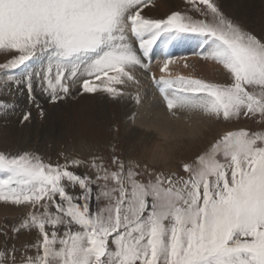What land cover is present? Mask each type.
I'll return each mask as SVG.
<instances>
[{
    "label": "snow or ice",
    "instance_id": "1",
    "mask_svg": "<svg viewBox=\"0 0 264 264\" xmlns=\"http://www.w3.org/2000/svg\"><path fill=\"white\" fill-rule=\"evenodd\" d=\"M152 4L0 0V93L26 92L37 107V91L52 104L105 93L140 105L150 78L174 119H258L262 130L219 134L183 165L186 176L113 156V171L92 158L93 178L70 170L87 164L78 158L61 164L0 151V202L23 211L10 229L0 227V264H264V35L226 12L222 0H186L185 10L164 18L146 14ZM188 41L196 42L190 55L223 69V81L169 71L180 61L194 68L188 55L167 51ZM157 49H165L158 60ZM154 60L162 65L158 78ZM9 231H34L35 254L26 248L18 259Z\"/></svg>",
    "mask_w": 264,
    "mask_h": 264
},
{
    "label": "rangeland",
    "instance_id": "2",
    "mask_svg": "<svg viewBox=\"0 0 264 264\" xmlns=\"http://www.w3.org/2000/svg\"><path fill=\"white\" fill-rule=\"evenodd\" d=\"M222 4L226 12L242 21L254 34L264 35V0H222ZM185 8L186 0H153L152 6L145 11L152 18H164L172 11H183ZM177 47L179 48L176 46L167 49V51L174 55L178 54V56L187 55L185 49ZM163 50L165 51V49ZM161 52L160 49L156 50L159 59ZM4 61L5 54L0 52V62ZM159 65L156 61L152 63V66L157 69L160 68ZM210 81H223V73L216 72V78L210 79ZM36 98L39 107L29 101L26 92L19 94L14 99L6 98L4 94L0 93V151L6 150L11 153L28 151L40 156L45 162L61 164L65 162L66 156L78 158L87 164L76 169L70 168V170L93 178L95 172L91 169L90 162L94 157L101 158L105 167L110 171L116 170V166L112 164L113 156L119 157L126 165L129 160H138L142 165L147 163L144 157L147 146L144 145L150 143L149 146H151V140L146 142V140L130 135L126 126L127 121L118 109L120 107L119 100H114L105 93H96L78 95L75 98H68L65 101L52 104L39 91L36 93ZM17 100L19 103L16 102ZM20 103H24L21 109L18 107ZM100 104L104 105L102 110L99 107ZM26 112H30L31 116L28 121L21 123ZM217 123L220 125L219 128L223 127L227 130H236L240 127L255 131L262 130L258 119H241L231 123L217 121ZM35 126H39L40 129L32 138L34 136L32 129ZM27 128L28 131H26ZM219 134L221 133L210 134V136H214V142ZM201 141L204 143L196 141L195 144L183 147L181 155L176 156V159H172L168 164L172 168L170 170H167L163 163L147 164L150 169L154 168L155 171L163 172L166 175L175 172L177 176H186L183 165L193 163L197 156L207 151L212 144H207L204 139ZM174 168L175 170H173ZM147 178L145 174L143 179ZM91 207L93 210L95 209V201L92 202ZM22 215V209L0 202V227L7 225L10 229L13 224L19 222ZM9 237L8 246L12 247L13 244L16 246L18 250L15 255L18 259L26 248L29 255L35 254L34 249L30 247L36 243L37 234L34 231H24L15 237L9 231ZM3 244L4 237L0 235V248L3 247Z\"/></svg>",
    "mask_w": 264,
    "mask_h": 264
},
{
    "label": "bare ground",
    "instance_id": "3",
    "mask_svg": "<svg viewBox=\"0 0 264 264\" xmlns=\"http://www.w3.org/2000/svg\"><path fill=\"white\" fill-rule=\"evenodd\" d=\"M178 46H179V48L177 47L178 49L186 50L187 53L186 52L185 53L188 55L187 62L189 65H194V68L184 67V61H180L177 64L169 66V71L173 75H184V76L191 75V76L201 77L210 80L216 78V72L221 71V73H223V69L214 62L212 61L205 62L202 61L199 57L190 55L193 51L196 50L195 41H188ZM175 55L179 57L178 54ZM156 59L157 60L159 59L157 54H156ZM161 66L162 65L160 64L159 67ZM151 72L154 73L157 78L162 74L160 72V68L157 69L155 66L153 67L152 65H151ZM116 87H122V86H116ZM125 90L130 93L135 91L134 88H127ZM2 94H4L6 98H10V99H14L17 96H19V94L11 95L6 91L3 92ZM141 97L142 100L140 105H137L130 98L119 100L118 102L120 107L118 109H120L121 115L127 121L126 126L128 132L132 137L146 140V142L151 140L150 141L151 146H149L150 143L149 144L147 143L148 145H144L147 146L145 147L146 153L144 157L148 164L158 165L163 163L164 166L167 168V170H170L172 168L169 167L168 164H170V161L172 159L175 160L176 156L181 155V153L183 152V147H188V145L190 146L192 144H195L196 141H200L202 143L203 142L201 141L202 139H204V141L207 144H211L214 142V136L212 137L210 136V134H212L213 132L217 134L220 132L222 134L224 131L227 130L223 127L219 128L220 125H218L217 121L211 120L207 117H202L198 115L194 116L193 123L191 125L189 123H186L183 119L177 120L170 117L167 113V109L165 105L162 102L160 93L156 85L153 83V81L150 78L143 80ZM16 102H18V100ZM23 104L24 103H20L18 107H20L21 109V107H23ZM99 107L102 110L104 108V105L100 104ZM134 113L138 114V116L140 117L135 121L129 118ZM39 129H40L39 126H35L34 129H32L34 130L32 132L34 135L32 138L35 137ZM26 131H28V128L26 129ZM153 161L158 163H152ZM173 170H175V168Z\"/></svg>",
    "mask_w": 264,
    "mask_h": 264
},
{
    "label": "clouds",
    "instance_id": "4",
    "mask_svg": "<svg viewBox=\"0 0 264 264\" xmlns=\"http://www.w3.org/2000/svg\"><path fill=\"white\" fill-rule=\"evenodd\" d=\"M152 163H158V162L153 161Z\"/></svg>",
    "mask_w": 264,
    "mask_h": 264
}]
</instances>
